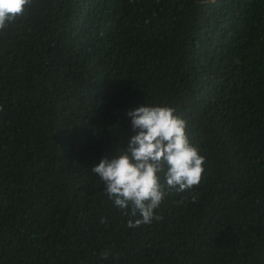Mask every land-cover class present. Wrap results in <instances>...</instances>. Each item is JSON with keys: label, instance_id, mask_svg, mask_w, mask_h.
<instances>
[{"label": "trees", "instance_id": "16d2710c", "mask_svg": "<svg viewBox=\"0 0 264 264\" xmlns=\"http://www.w3.org/2000/svg\"><path fill=\"white\" fill-rule=\"evenodd\" d=\"M145 104L206 170L130 228L90 169ZM0 264H264V0H32L0 30Z\"/></svg>", "mask_w": 264, "mask_h": 264}, {"label": "clouds", "instance_id": "9594fccd", "mask_svg": "<svg viewBox=\"0 0 264 264\" xmlns=\"http://www.w3.org/2000/svg\"><path fill=\"white\" fill-rule=\"evenodd\" d=\"M32 0H0V30L25 17ZM169 106L142 105L129 110L134 135L127 146L117 149L112 159L103 157L90 172L105 186V195L123 214L141 217L128 227L151 224L162 217L155 214L166 189L178 193L199 186L206 158L189 142L187 122ZM193 202L196 197L193 196ZM101 223H106L101 219ZM107 253L103 258H107Z\"/></svg>", "mask_w": 264, "mask_h": 264}]
</instances>
